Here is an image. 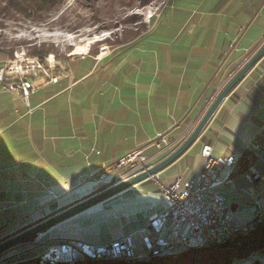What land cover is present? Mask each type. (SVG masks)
Wrapping results in <instances>:
<instances>
[{"label": "crops", "instance_id": "crops-1", "mask_svg": "<svg viewBox=\"0 0 264 264\" xmlns=\"http://www.w3.org/2000/svg\"><path fill=\"white\" fill-rule=\"evenodd\" d=\"M170 9L163 33L149 32L109 58L74 56L63 62L58 82L39 70L25 73L36 87L27 99L0 88V231H21L69 208L92 194L91 173L132 152L146 148L153 162L161 161L264 43V0H172ZM143 39L154 43L139 51ZM79 59L91 66L77 69ZM103 63L99 80L86 82ZM81 84L84 94L75 96ZM263 125L264 56L193 145L157 177L163 184L194 177L205 144L213 145L215 156H226L242 154L251 142L257 155L247 170L264 173ZM160 133L171 139L161 150L151 145ZM246 172L218 190L233 218L243 211L250 220L264 200V182L258 196L251 194Z\"/></svg>", "mask_w": 264, "mask_h": 264}, {"label": "rangeland", "instance_id": "rangeland-1", "mask_svg": "<svg viewBox=\"0 0 264 264\" xmlns=\"http://www.w3.org/2000/svg\"><path fill=\"white\" fill-rule=\"evenodd\" d=\"M171 4L172 0H64L63 3L51 10L29 17L13 11L14 7L11 4L1 2L0 67H21L23 65V70H26L28 66L40 62L45 67V71L53 75L59 70L63 71V62L74 56L92 55L97 58H109L115 55L118 50L128 47L137 38L141 39L152 31V34L158 35L169 28ZM10 10L13 13H10ZM92 38L97 40L91 44L88 40ZM150 42L143 39L139 41V46L136 48L139 51L146 49L148 44L154 43ZM156 45L163 47L164 41H158ZM79 46L84 50L77 51ZM44 48H50L53 51L42 60L29 54L32 49ZM144 55L146 57L147 53ZM54 66L56 67L54 68ZM73 66L85 71L91 66V60H75ZM105 67L104 63L100 64L97 69L92 71L94 74L86 82H97L99 76L105 72ZM41 72L44 75V72ZM75 92L78 94L75 96L83 95V84L76 86ZM263 128L264 125L261 128V133L263 132L264 135ZM249 145L255 151L256 147H253L255 144L251 142ZM248 151L252 152L249 148ZM146 155L150 157L149 153ZM154 163L151 159L149 165ZM187 163L192 165V159ZM188 164H185L186 167H189ZM132 167L133 165L130 163L121 165L119 160L98 174L91 173L88 180L95 182H91L92 188H95L92 194L132 176ZM246 171V175L250 173L249 170ZM104 173L106 176L102 178ZM147 180L149 181L146 184H143V181L121 193L118 197L114 196L43 232L41 239H38L37 242H24L17 248L7 250L0 256V264H122L137 260L130 254L128 257L131 259H125L119 256L121 253L113 257H106L103 254L95 255L91 250L94 244L111 242V240L120 237L124 233L123 226L127 228L139 213H145L155 206V203L162 201L160 187L157 183L160 179L156 176ZM163 204L166 205L165 202ZM249 217L246 212L237 211L232 220L234 223L243 224ZM125 230L127 231V229ZM181 233L188 235V224L183 226ZM235 234L232 232L230 238ZM6 235L8 232H1L0 241ZM136 241L139 245L141 244L139 234L136 235ZM223 242L225 241L217 240V242L213 241L205 246L185 249L203 250L205 247L211 248ZM62 247H70L73 251H64ZM176 250L163 253H172ZM25 252L27 255L33 253L41 256L42 259L35 263H29L23 259L26 255ZM160 254L153 255L151 253L150 256H159ZM260 260L264 263V254L260 256Z\"/></svg>", "mask_w": 264, "mask_h": 264}, {"label": "built area", "instance_id": "built-area-1", "mask_svg": "<svg viewBox=\"0 0 264 264\" xmlns=\"http://www.w3.org/2000/svg\"><path fill=\"white\" fill-rule=\"evenodd\" d=\"M31 70L43 71L44 75L46 74L53 82H58L59 75L63 74L61 70L56 75L50 74L45 71L40 62L35 63V68ZM27 72L29 71H23V65L21 67H0V88L20 94L27 99L32 90L35 89L34 82L22 77ZM15 77L16 79H14ZM170 142L171 139L168 134L160 133L151 145L161 150L170 146ZM253 147L257 148L258 146ZM248 148L255 152L251 145ZM213 149L212 144L203 146L204 161L200 171L194 177L190 179L178 177L169 184L157 181L162 201H159L155 206H164V210L152 219L151 224L157 233L154 238L158 244L167 243L160 235L166 228H168L172 239L171 243L178 244L186 243L189 240H207L210 236L224 235L231 233L234 229L241 228L232 223L233 212L226 205V197L218 190L220 186L232 182V172L238 164L240 156L236 153L215 156ZM145 150L146 148H143L128 154L120 160V164H132L133 174L146 169L151 166L149 165L151 157L146 155ZM105 176L106 173L102 175V178ZM247 176L252 182L257 181L258 183L264 178L260 174L253 175L251 171L247 173ZM251 190L255 191L256 189L252 188ZM263 213L264 202H261L258 205L257 216H262ZM183 224H188V237L181 235ZM147 231L148 234H151L150 230Z\"/></svg>", "mask_w": 264, "mask_h": 264}, {"label": "water", "instance_id": "water-1", "mask_svg": "<svg viewBox=\"0 0 264 264\" xmlns=\"http://www.w3.org/2000/svg\"><path fill=\"white\" fill-rule=\"evenodd\" d=\"M264 56V43L263 45L256 50V52L245 62V64L239 69V71L231 78V80L224 86V88L220 91V93L217 95V97L214 99V101L210 104V106L207 108V110L204 112L202 118L198 121L192 132L189 134V136L169 155H167L165 158H163L161 161L147 167L146 169H143L142 171L138 173H134L132 176L127 177L126 179L113 183L109 185L108 187H105L103 189H100L96 193L90 194L83 198L82 200H79L75 202L71 207L64 209L58 213H56L53 216H50L34 225L29 226L28 228H25L18 232H12L13 229H7V230H1V232L6 231L8 232V235L4 236L2 241H0V256L6 252L7 250L17 248L20 245H22L24 242L28 243L31 242L35 243L38 241V239H41V236L43 232L53 228L56 225L61 224L62 222L75 217L76 215L85 212L86 210L99 205L100 203H103L109 199H111L114 196H117L128 189L132 188L133 186L150 179L152 177H156L158 173L169 167L172 163H174L179 157H181L192 145L193 143L199 138L201 133L204 131L206 126L209 124L215 113L220 108L221 104L225 100V98L229 95V93L232 91V89L245 77V75L251 70V68ZM256 154L255 152H253ZM250 171V170H249ZM254 174H260L264 177V173L257 172L252 170L251 171ZM248 177V176H247ZM248 181L250 182L248 186V191L258 196L261 192L259 190V186L264 182V178L261 182H252L249 178ZM252 188H255L256 190H251ZM264 202V200H260L256 203L255 208V215L254 219L251 221H247L246 223L242 225L235 224L232 220L234 216L231 218V221L234 225L239 227H246L251 222H254L257 219L258 215V205L259 203ZM158 206L151 207L150 210L156 208ZM230 209V208H229ZM164 210V209H163ZM162 210V211H163ZM161 211V212H162ZM147 212V211H146ZM160 212V213H161ZM160 213L152 216L149 220V223L142 228H139L137 230L132 231H126L123 226L124 233L120 236L115 238L114 240L100 243V244H94L93 249L91 250L95 255L97 254H103L106 257H113L117 254L123 253V252H132L135 253L138 252V248L141 247L144 252L152 253L153 251H160V252H169L173 251L178 248H188V247H195L196 245H200V241H191L183 242V243H171V238L169 235L168 228H166L160 235L163 237L167 243L166 244H158L154 238V236L157 234L151 224V221L154 217L159 215ZM170 225V224H169ZM168 225V226H169ZM185 224H183L184 226ZM182 226V228H183ZM151 231V234H148V231ZM182 231V229H181ZM141 236V244L139 245L136 241V235ZM182 235V233H181ZM182 236H189L188 235H182ZM84 242V241H82ZM69 252H72V249H68ZM66 251V250H65ZM26 253V252H25ZM24 260L28 261L29 263H35L42 259L41 256L35 255V254H29L25 255L23 258ZM6 261V260H5ZM9 262V261H8Z\"/></svg>", "mask_w": 264, "mask_h": 264}, {"label": "trees", "instance_id": "trees-1", "mask_svg": "<svg viewBox=\"0 0 264 264\" xmlns=\"http://www.w3.org/2000/svg\"><path fill=\"white\" fill-rule=\"evenodd\" d=\"M64 0H0L6 2L14 7L12 10L22 13L23 15L32 17L35 14L43 13L44 11L51 10ZM10 10V13H13ZM135 36V35H134ZM136 38V36H135ZM139 39V38H137ZM52 49H32L29 54L33 57L43 59L48 54L52 53ZM240 160L232 172V182L234 181L235 173H240L254 163L256 156L253 152L245 150L242 154H239ZM165 158V157H164ZM146 180L143 184H146ZM142 184V185H143ZM250 182L246 180V186H249ZM118 196V195H117ZM116 196V197H117ZM225 196V195H224ZM164 209V206H158L151 211L145 213H139L132 222L129 223L127 231L137 230L149 223L152 216L160 213ZM254 216L248 220L251 221ZM252 223V222H251ZM231 242V243H229ZM142 248H138L136 254L137 260L127 262L128 264H264L260 260V256L264 254V219L256 221L247 231L237 232L232 238L225 240L221 244H217L213 247H205L203 250L185 248L177 249L172 253H162L159 256L145 257L147 252L141 251ZM143 253V254H142ZM153 254V253H152ZM151 255V253H150ZM122 263V264H127Z\"/></svg>", "mask_w": 264, "mask_h": 264}, {"label": "bare ground", "instance_id": "bare-ground-1", "mask_svg": "<svg viewBox=\"0 0 264 264\" xmlns=\"http://www.w3.org/2000/svg\"><path fill=\"white\" fill-rule=\"evenodd\" d=\"M98 38H100V37H98ZM96 40L97 39H95V38H92V39H90V40H88V42L89 43H95L96 42ZM81 50H84V48H82L81 46H79V48L77 49V51H81ZM28 69H26V70H23V71H30V69H34L35 68V65H31V66H28L27 67ZM45 68V67H44ZM36 88V87H35ZM264 219V213H263V215L262 216H258L257 217V219L253 222V223H250L249 225H247L246 227H241V228H239V229H234V230H232L231 231V233H227V234H224V235H220V236H210V238H208L207 240H199L200 241V245H196V246H205L206 244H208V243H211V242H213V241H216L217 242V240L218 241H225V240H227V239H229L231 236V234H232V232H235V233H237V231L238 232H242V231H245L246 229H248L249 227H251L256 221H260V220H263ZM63 248V247H62ZM68 249H70V247H68V248H63V250L65 251V250H68ZM62 250V249H61ZM62 252V251H61ZM60 253V252H59ZM153 253V255H158L159 253H160V251H153L152 252ZM63 254V253H62ZM129 254L131 255V257L133 258V257H135V253H125V254H120L119 256H122V258H125V259H131L130 257H128L129 256ZM143 254V253H142ZM144 256H146V257H148V256H150V253H146ZM136 258V257H135Z\"/></svg>", "mask_w": 264, "mask_h": 264}]
</instances>
